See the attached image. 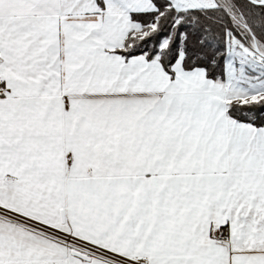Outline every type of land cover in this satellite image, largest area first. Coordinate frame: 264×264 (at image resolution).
Segmentation results:
<instances>
[{"label":"snow or ice","instance_id":"6c2138e0","mask_svg":"<svg viewBox=\"0 0 264 264\" xmlns=\"http://www.w3.org/2000/svg\"><path fill=\"white\" fill-rule=\"evenodd\" d=\"M0 264H264V0H0Z\"/></svg>","mask_w":264,"mask_h":264}]
</instances>
